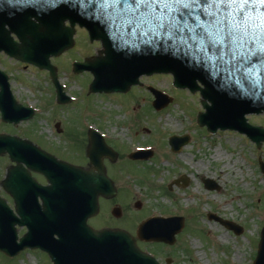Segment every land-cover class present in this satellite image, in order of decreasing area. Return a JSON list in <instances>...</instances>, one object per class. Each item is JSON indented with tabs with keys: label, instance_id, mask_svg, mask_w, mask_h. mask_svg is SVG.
I'll return each instance as SVG.
<instances>
[{
	"label": "rangeland",
	"instance_id": "374dc122",
	"mask_svg": "<svg viewBox=\"0 0 264 264\" xmlns=\"http://www.w3.org/2000/svg\"><path fill=\"white\" fill-rule=\"evenodd\" d=\"M74 39L70 52L51 60L57 68L59 82L67 95L74 98L71 105L64 107L56 105L53 87L45 72L33 67L21 69L14 60L1 55L0 67L10 78L12 92L36 111L31 120L13 129L14 133L50 155L78 164L83 161L84 151L76 146L77 137L69 140L65 133L79 132L77 135L82 141L85 119L88 126L100 125L107 139L115 141L109 146L124 160L115 181L119 195L110 207L118 205L121 215L113 217L106 204L98 217L90 221L92 226L118 227L134 237L137 225L152 215L181 216L184 228L173 246L137 243L138 247L153 255L160 264L166 260L169 264H252L264 226V176L257 161L261 159L264 163V145L257 149L235 132L207 134L196 125L203 110L198 94L174 90L170 76L140 79L141 83L153 85L172 98L158 112L153 111L144 86L125 95L89 96L87 87L92 77L73 75L71 65L73 60L96 56L99 45H89L83 30L77 29ZM247 119L251 124L263 122L254 116ZM57 123L62 131L59 135ZM182 135L190 138L188 144L178 154L169 152V139ZM145 146L152 150L150 159L143 163L127 159L130 153ZM3 171L0 170V180ZM182 176L188 179L186 187L172 185L166 191ZM203 180L213 181L218 190L205 189ZM1 197L13 207L11 199L2 191ZM137 202L141 204L139 209L134 208ZM209 214L235 224L242 233L235 235L209 221ZM0 264L51 263L44 253L26 250L12 259L0 254Z\"/></svg>",
	"mask_w": 264,
	"mask_h": 264
},
{
	"label": "water",
	"instance_id": "95a60500",
	"mask_svg": "<svg viewBox=\"0 0 264 264\" xmlns=\"http://www.w3.org/2000/svg\"><path fill=\"white\" fill-rule=\"evenodd\" d=\"M97 5L86 8V0H0V50L17 60L32 63L40 69H48L52 82L58 89V101L64 102L61 87L58 86L55 69L50 66L49 58L58 56L73 45L72 27L78 23L82 27L99 26L103 14L97 11ZM264 7V6H260ZM87 14V16H86ZM69 21L71 26H64ZM16 34L20 45H15L8 37L5 27ZM92 38H101L92 34ZM126 52L120 48L114 51L112 62H98L86 65L75 64L74 72L90 70L94 81L90 92H125L136 83L139 75L148 72L170 73L174 77V86L198 90L195 82L198 80L204 89L200 90L204 100H209L211 106L204 103L205 114L198 116L200 126H206L208 131L215 133L217 129L236 130L246 134L257 146L264 141V129L250 127L245 116L264 112V64L253 61L239 67V61L225 55L220 58L215 55V64L210 67L199 65L200 53L203 51L192 41L169 39L166 36H154L153 53ZM149 53V54H148ZM135 54V55H133ZM153 54V60L150 56ZM213 71V75L209 74ZM154 107L160 110L168 104V100L160 93H155ZM16 111V110H14ZM20 112L5 113V120L17 124L20 120L32 116L31 109ZM4 118V117H3ZM90 134L92 140L87 149L94 169H82L65 166L70 178L55 172L54 160L45 153L32 147L28 142L16 138L0 136V155L10 154L12 167L1 183L2 187L14 200L17 216L0 198V252L8 257H14L26 248L40 249L50 258L52 264H158L150 255L141 252L134 239L121 230L94 231L87 225V220L98 212V198H113L115 190L107 179L104 169L99 168V159L112 156L109 149L99 146ZM95 142V143H94ZM188 142V138H171L170 145L174 152ZM131 159H140L137 154ZM145 158V157H144ZM143 158V159H144ZM21 164L30 170L43 174L50 182V187L41 195L44 214L38 213L37 197L39 192L22 191L21 182L28 187L33 185L28 173ZM57 166V165H56ZM264 172V166L261 165ZM187 184L184 177L181 179ZM207 189H214L210 181H204ZM140 208L139 204H136ZM36 215L31 221L27 216ZM115 217L120 216V209L112 211ZM240 234L241 229L231 223L209 216ZM27 226V234L18 241L16 226ZM183 228V219L152 218L141 223L136 230V238L145 243H164L173 245L175 235ZM55 236L57 239H55ZM253 264H264V228L260 234L257 256Z\"/></svg>",
	"mask_w": 264,
	"mask_h": 264
},
{
	"label": "snow or ice",
	"instance_id": "6c2138e0",
	"mask_svg": "<svg viewBox=\"0 0 264 264\" xmlns=\"http://www.w3.org/2000/svg\"><path fill=\"white\" fill-rule=\"evenodd\" d=\"M93 2V0H89ZM97 11L130 31L192 41L239 67L264 64V0H95Z\"/></svg>",
	"mask_w": 264,
	"mask_h": 264
},
{
	"label": "flooded vegetation",
	"instance_id": "af4514ba",
	"mask_svg": "<svg viewBox=\"0 0 264 264\" xmlns=\"http://www.w3.org/2000/svg\"><path fill=\"white\" fill-rule=\"evenodd\" d=\"M2 81V79L0 78V82ZM9 90H11V84L9 82ZM132 91V89L129 90L128 93H130ZM5 89L4 88H1L0 87V105L5 107ZM13 96L14 98L16 99V101L20 102L21 103V100L19 99V97L13 93ZM11 125L9 124H5L4 122L1 121V115H0V135H14V133H11ZM90 127H84L83 130H82V136H83V146H84V150L86 149V144H87V131ZM94 130H96L97 132L101 133L102 130H101V126L100 125H97L95 123H93V127H92ZM62 131H60L61 133ZM21 138H24L21 137ZM103 140L105 142L106 145H109L111 144L108 140L105 139V137H103ZM2 163L0 164V170H4L3 171V174H5L6 170L8 167L11 166V163L9 161V158L7 155L3 156L2 159ZM60 160H63V161H66L64 159H60ZM123 162V159L120 158L119 156H117L115 159H108V158H104L102 159V164L106 170V174L107 176L114 182L115 184V181L117 179V175H119V172L121 170V163ZM88 161L86 160V156L84 155V158H83V161L82 163L79 164V166H83V167H88ZM32 177L36 180V182L41 185V186H46L47 185V182L46 180L39 176V175H36V174H32ZM115 187H116V190H117V194H119V189L117 188V185L115 184ZM115 200V199H114ZM114 200H104V199H100L99 200V204L100 206L102 204H107V206L109 207V210H111V203H113ZM124 200L122 199L121 202L117 201L118 204H121ZM109 204V205H108ZM114 204H117V203H114ZM113 206V204H112ZM116 206V205H115ZM114 207V206H113ZM106 226L105 225H102L98 228H95V229H101V228H105ZM109 228H118V227H109ZM25 232V229L23 230ZM23 232V233H24Z\"/></svg>",
	"mask_w": 264,
	"mask_h": 264
},
{
	"label": "bare ground",
	"instance_id": "6f19581e",
	"mask_svg": "<svg viewBox=\"0 0 264 264\" xmlns=\"http://www.w3.org/2000/svg\"><path fill=\"white\" fill-rule=\"evenodd\" d=\"M220 156H222V154H221V155H217L218 158H219Z\"/></svg>",
	"mask_w": 264,
	"mask_h": 264
}]
</instances>
